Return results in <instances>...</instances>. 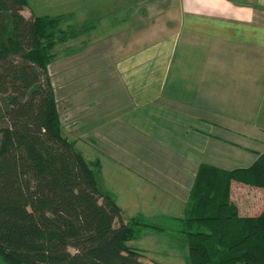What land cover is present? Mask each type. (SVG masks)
Listing matches in <instances>:
<instances>
[{
    "label": "crops",
    "instance_id": "0c3cea01",
    "mask_svg": "<svg viewBox=\"0 0 264 264\" xmlns=\"http://www.w3.org/2000/svg\"><path fill=\"white\" fill-rule=\"evenodd\" d=\"M118 21L106 39L82 40V54L67 55L69 101L86 106L98 173L103 158L136 191L137 210L125 216L100 188L124 220L180 219L199 165L246 168L264 153V0H128ZM142 236L127 246L152 262L134 246ZM157 246L163 256L182 250L186 264L185 242Z\"/></svg>",
    "mask_w": 264,
    "mask_h": 264
},
{
    "label": "trees",
    "instance_id": "16d2710c",
    "mask_svg": "<svg viewBox=\"0 0 264 264\" xmlns=\"http://www.w3.org/2000/svg\"><path fill=\"white\" fill-rule=\"evenodd\" d=\"M26 6L0 0V264H163L142 261L127 243L167 227L125 221L98 186L99 162H87L63 131L52 51L93 24L62 29L60 18L25 17ZM234 182L262 193L261 210L239 214ZM161 224L179 227L187 264H264V153L246 168L199 165L184 217Z\"/></svg>",
    "mask_w": 264,
    "mask_h": 264
},
{
    "label": "rangeland",
    "instance_id": "374dc122",
    "mask_svg": "<svg viewBox=\"0 0 264 264\" xmlns=\"http://www.w3.org/2000/svg\"><path fill=\"white\" fill-rule=\"evenodd\" d=\"M127 2L128 0H27V6L24 9L26 13H30L34 16L60 18V27L63 29L67 27L80 28L83 24L91 22L95 23L94 30H92L90 34L85 37L80 36L77 39L69 40L63 44H56L52 52L54 56L57 55L58 57L56 58V63L54 62L49 68V77L51 84L53 85L55 93L54 98H56V105L63 126V131L69 140L74 141L75 147L81 154H84V159L87 162H95L94 160L97 158L96 151L93 148L90 139L93 138L91 134L92 128H82V111L86 108V106L79 102L74 104L69 101L67 87L71 80L66 79L70 74L67 67L68 64L70 65V62L74 60L73 58H75V56L71 57L67 55H73L74 52V54H76L77 51L78 54L76 55H81L82 40H93L94 42V40L99 38L106 39L107 35L109 36L112 31V24L122 26L123 22L118 21V17L122 18L125 16L127 12ZM107 8L110 9L108 12H106ZM102 9L104 11H102ZM98 10L100 11L99 15H102L100 20H98ZM96 11L98 12L96 13ZM115 28L124 29L125 27ZM64 63L66 64V69L63 68ZM74 100L79 99L74 97ZM100 160L104 161V170H101L100 173H98L99 170H97V183L98 179L99 181L101 180V186L99 188H102L104 191L110 190L114 192L117 196V202L120 203L124 210V215L131 216L137 209L133 207L134 200L132 198L136 191L134 189L132 190L128 186L130 179L127 176H125L124 179L122 176H119V169L111 162L103 158H100ZM123 181H127V183ZM230 194L237 206L241 207L242 211L239 212L241 216H247L249 214L246 213L248 209H252L250 214H254L257 210L256 207H261L260 195H262V193H258L257 189L234 182L230 187ZM151 223L167 227V234H158L152 230H144L141 233L144 236L140 237L139 240L134 243V246L146 247L147 250L145 251V257L149 260H153L154 262L166 261L177 262L175 264H179L180 260L183 261V252L182 250L179 251V249L183 246L185 241L184 235L180 233L179 227L175 224H161L159 219L151 221ZM168 242L177 244L178 250H175L179 251L176 252L177 254L172 256H163L157 252L159 251V247L157 245ZM187 255L185 257L186 264L188 261Z\"/></svg>",
    "mask_w": 264,
    "mask_h": 264
}]
</instances>
